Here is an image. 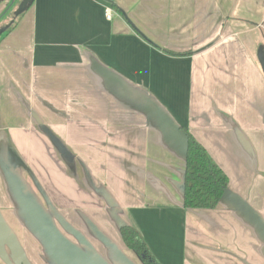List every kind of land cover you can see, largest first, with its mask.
Returning a JSON list of instances; mask_svg holds the SVG:
<instances>
[{"label": "crops", "instance_id": "0c3cea01", "mask_svg": "<svg viewBox=\"0 0 264 264\" xmlns=\"http://www.w3.org/2000/svg\"><path fill=\"white\" fill-rule=\"evenodd\" d=\"M21 2L0 0V264H141L122 226L158 264H264V0ZM183 129L227 177L214 209L183 207Z\"/></svg>", "mask_w": 264, "mask_h": 264}, {"label": "trees", "instance_id": "16d2710c", "mask_svg": "<svg viewBox=\"0 0 264 264\" xmlns=\"http://www.w3.org/2000/svg\"><path fill=\"white\" fill-rule=\"evenodd\" d=\"M183 132L187 141L183 207L195 210L214 209L227 188V177L187 130L183 129ZM120 235L124 245L140 257L141 264H158L134 228L122 226Z\"/></svg>", "mask_w": 264, "mask_h": 264}, {"label": "water", "instance_id": "95a60500", "mask_svg": "<svg viewBox=\"0 0 264 264\" xmlns=\"http://www.w3.org/2000/svg\"><path fill=\"white\" fill-rule=\"evenodd\" d=\"M32 0H22L21 4L18 7L16 15L19 16L21 13L25 12Z\"/></svg>", "mask_w": 264, "mask_h": 264}, {"label": "built area", "instance_id": "2783aa9c", "mask_svg": "<svg viewBox=\"0 0 264 264\" xmlns=\"http://www.w3.org/2000/svg\"><path fill=\"white\" fill-rule=\"evenodd\" d=\"M104 16L107 21H111L113 18V11L110 8H105Z\"/></svg>", "mask_w": 264, "mask_h": 264}, {"label": "rangeland", "instance_id": "374dc122", "mask_svg": "<svg viewBox=\"0 0 264 264\" xmlns=\"http://www.w3.org/2000/svg\"><path fill=\"white\" fill-rule=\"evenodd\" d=\"M18 3V1H16V4ZM20 16V15H19ZM184 178V177H183ZM182 188H183V186H182Z\"/></svg>", "mask_w": 264, "mask_h": 264}]
</instances>
